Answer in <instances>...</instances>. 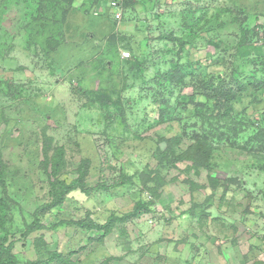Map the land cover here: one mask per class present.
<instances>
[{
    "label": "rangeland",
    "instance_id": "1",
    "mask_svg": "<svg viewBox=\"0 0 264 264\" xmlns=\"http://www.w3.org/2000/svg\"><path fill=\"white\" fill-rule=\"evenodd\" d=\"M38 1L0 0V160L7 169L9 240L18 264L42 263L53 251L72 253L76 264H264V173L225 143L213 153L210 168L159 163L155 151L165 146L160 139L182 135L183 152L191 122L156 124L159 105L140 91L172 57L162 54L172 44L159 35L196 39L183 27L203 24L192 22L190 5L208 6L209 13L217 7L233 15L244 10V26L253 31L249 38L260 45L264 0H122L118 23L111 21L109 0H73L68 9L54 0L36 20ZM231 18L219 16L225 23L220 30L214 24L205 28L198 48L186 47V60L200 61L199 68L211 65L206 55L214 50L203 46L205 39L232 43L239 29ZM48 40L58 43L49 52ZM135 56L143 65H134ZM102 92L112 101L109 107L100 104L105 97L95 100ZM262 99L250 105L245 97L236 109L262 117ZM43 132L65 150L62 180L75 179L79 164L89 161L90 193H70L60 209H42L50 201L41 168ZM124 175L131 183L120 184ZM210 179L219 181L214 191ZM157 183L161 187L152 193ZM139 201L152 203L150 211L118 225L102 241L95 239L101 233L66 223L89 215L103 224ZM40 209L44 228L23 237Z\"/></svg>",
    "mask_w": 264,
    "mask_h": 264
},
{
    "label": "trees",
    "instance_id": "2",
    "mask_svg": "<svg viewBox=\"0 0 264 264\" xmlns=\"http://www.w3.org/2000/svg\"><path fill=\"white\" fill-rule=\"evenodd\" d=\"M52 1L54 0L38 1L36 20L42 19L39 16L44 14V8L47 9V6L54 3ZM72 1L60 0V2L56 1L55 5L68 9ZM120 4L122 6V0ZM189 7L192 9L191 12L195 13L194 16L199 15L197 19L192 16V22L203 23L202 26L194 25V23L192 27L186 23L183 25L185 32L189 30L190 36L196 35V39L183 36L175 37L173 33L159 35L157 39H164L172 44V48L163 49L162 54L171 55L172 57L165 61L167 65L165 70H158L151 80L144 81L142 87H140V91H144L145 95L149 93L148 96L152 98L154 104L159 105L160 109L155 120L156 124L188 120L192 125H190V131L188 132L190 145L183 152H178V146L183 138L182 135L160 139L165 143V146L162 149L157 148L155 151L159 163L188 162L190 163L187 165L188 170L191 167L195 170L199 167L210 168L209 163L213 153L219 150L220 145L225 143L238 148L250 157L253 166L264 173V115L258 118L249 115L246 107L239 111L236 109L245 97L252 99L250 105L259 104L260 97H263L262 100H264V44H253L254 36L251 39L249 38L253 31L244 26L246 20L249 19V15L244 14V10L238 11V15H233L234 10L230 11L226 7H223L225 9L217 7L218 10L213 13H209L208 6L197 5L193 7V5H190ZM227 15L229 17H226ZM219 16L223 19L233 16L230 23L238 27L239 35L236 34V39L227 46H221V39H218V41L213 38H210V40L205 39L206 42L203 46H212L214 51L212 54L206 55V59L211 60V65L199 68L197 65L200 61L192 63L186 60V47L197 49L198 36L205 28L209 29L208 26L217 25V30L224 28L225 23L223 21L218 22ZM111 21L116 23L113 19ZM185 21L187 22L188 19ZM57 44L48 40V52L54 50ZM146 44L147 40H144L142 46L145 47ZM133 62L134 65H143L138 56L134 57ZM213 65L219 67L218 70H210ZM149 84L153 86H149ZM145 86H148V88L144 89ZM186 89H190V93L184 94L183 91ZM102 94L103 97L96 96L95 100L99 97L98 100L100 101L105 97L107 101L100 104L103 107H109L112 104L111 99L108 95L106 97V93L102 92ZM173 97L176 99H173ZM173 101H176V103L172 104ZM181 113L186 117L181 116ZM182 131L187 134L185 126ZM52 143L53 139L43 132L41 168L47 178L50 192V201L43 206V210L60 209L66 197L72 192L80 191L89 194L91 191L86 184L89 161L85 160L80 163L76 169V178L66 182L61 179L66 167L65 150L60 146L54 147ZM6 170V166L0 160V232L2 234L0 236V264H18L12 252L14 241L9 240L10 230L8 224H10L12 218V208L5 182ZM155 175L158 177L159 172H155ZM152 180L154 179L152 178ZM131 181V177L124 175L120 184H128ZM210 182L212 190H216L219 181L210 179ZM157 185V188L150 189L152 193L161 187L159 183ZM227 190V187L223 190L222 197L226 196ZM151 204L139 201L134 205L131 212L122 216L111 214L103 224L94 221L89 215L78 220L71 219L66 223L74 225L80 231L101 233L102 235L95 239L102 241L118 225L132 220L142 212H149ZM40 213L41 209L38 213H35L34 219L25 230L23 237L35 230L44 228L39 223L38 215ZM36 242L38 246L41 244L39 240H36ZM71 254L64 256L57 251H53L49 253L46 261L35 264H76L70 260Z\"/></svg>",
    "mask_w": 264,
    "mask_h": 264
},
{
    "label": "built area",
    "instance_id": "3",
    "mask_svg": "<svg viewBox=\"0 0 264 264\" xmlns=\"http://www.w3.org/2000/svg\"><path fill=\"white\" fill-rule=\"evenodd\" d=\"M121 0H109L107 2V6L109 12L111 13L112 19L118 23L122 18V10H121Z\"/></svg>",
    "mask_w": 264,
    "mask_h": 264
}]
</instances>
